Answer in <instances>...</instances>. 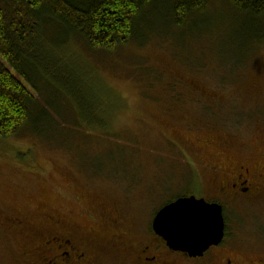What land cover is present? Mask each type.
I'll return each mask as SVG.
<instances>
[{"label":"rangeland","instance_id":"obj_1","mask_svg":"<svg viewBox=\"0 0 264 264\" xmlns=\"http://www.w3.org/2000/svg\"><path fill=\"white\" fill-rule=\"evenodd\" d=\"M167 10L157 0L144 33L114 51L46 37L54 80L33 76L29 129L52 141L24 130L0 143V264H44L58 231L73 232L88 264H143L161 208L190 192L213 199L233 164L262 158L259 23L225 0L179 27ZM222 201L230 234L260 252L264 193Z\"/></svg>","mask_w":264,"mask_h":264},{"label":"trees","instance_id":"obj_2","mask_svg":"<svg viewBox=\"0 0 264 264\" xmlns=\"http://www.w3.org/2000/svg\"><path fill=\"white\" fill-rule=\"evenodd\" d=\"M166 1L170 20L178 27L204 13L209 3V0ZM225 1L239 13L257 20L260 26L258 36L264 43V0ZM156 2L0 0V143L24 130L38 138L49 139L45 141H52L41 130L34 132L29 129L35 122L33 116L41 96L33 76L40 77L42 81L48 77L54 80L52 68L55 66L48 64L47 58L52 60L43 51L47 36L53 43L59 37V42L54 43L57 47L67 43L71 39L67 35H72L83 40L91 50L114 51L144 33L136 29L141 24L147 25V22H142L146 14L156 17L149 11ZM53 31L58 32L54 34ZM64 39L67 41L62 42ZM56 75L60 83L70 87L66 77Z\"/></svg>","mask_w":264,"mask_h":264},{"label":"flooded vegetation","instance_id":"obj_3","mask_svg":"<svg viewBox=\"0 0 264 264\" xmlns=\"http://www.w3.org/2000/svg\"><path fill=\"white\" fill-rule=\"evenodd\" d=\"M262 158L252 164H233L230 172L234 181L224 179L217 187L216 197L203 195V193L190 192L186 196L204 198L211 203L221 204L225 219V233L218 245L210 247L202 256H190L188 253L171 249L167 242L161 238L152 228V245L142 247L137 257L143 264H264L263 249L255 252L254 246L249 241L237 239L236 234H230L228 221L225 218L226 203L222 201L236 200L238 198H250L264 193V153ZM234 165H236L234 167ZM232 202V201H231ZM54 222L60 223V216H49ZM123 223H127L123 221ZM130 225V224H129ZM95 229V228H94ZM72 233L58 231L50 241L42 246L50 254L43 258L45 264H88L89 255L86 248L76 239ZM258 235L262 236L258 233Z\"/></svg>","mask_w":264,"mask_h":264},{"label":"water","instance_id":"obj_4","mask_svg":"<svg viewBox=\"0 0 264 264\" xmlns=\"http://www.w3.org/2000/svg\"><path fill=\"white\" fill-rule=\"evenodd\" d=\"M152 226L171 249L202 256L224 237L223 207L194 195L179 197L155 214Z\"/></svg>","mask_w":264,"mask_h":264}]
</instances>
